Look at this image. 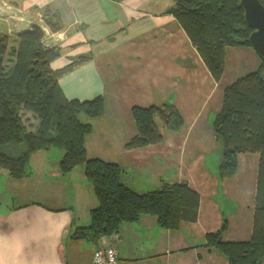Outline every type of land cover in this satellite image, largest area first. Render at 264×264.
Listing matches in <instances>:
<instances>
[{
	"label": "trees",
	"instance_id": "trees-1",
	"mask_svg": "<svg viewBox=\"0 0 264 264\" xmlns=\"http://www.w3.org/2000/svg\"><path fill=\"white\" fill-rule=\"evenodd\" d=\"M258 1L264 7V0ZM172 2L164 13L172 15L183 29L208 75L215 82L220 81L227 49H251L246 41L239 42L251 32L239 0ZM43 21L51 32L61 29L57 16H44ZM45 41V31L39 24L12 34L0 30V171L20 179L48 161V170L71 174L73 178L81 176V184L91 187L97 205L90 210L91 223L81 227L77 235H72L74 238L96 240L119 233L122 222H137L141 215L155 218L156 225L164 228L195 223L200 194L187 182L160 179L152 189L136 191L127 186L118 163L88 153L87 135H92L91 139L97 136L90 121L104 114V98L96 95L86 100L68 99L59 79L89 60V56L79 55L70 63L53 68L51 62L61 48H46ZM258 60L252 72L224 87L220 106L213 114L212 128L223 146L220 178L236 174L239 154L257 155L251 240H223L226 220L219 229L204 235L205 245L224 255L228 264L264 262V64ZM130 116L135 133L126 140L128 149L161 142L163 135L156 119L174 129L183 121L171 104H133ZM110 148L115 147L112 144ZM40 176L43 191L52 179L45 177L44 172Z\"/></svg>",
	"mask_w": 264,
	"mask_h": 264
},
{
	"label": "crops",
	"instance_id": "crops-1",
	"mask_svg": "<svg viewBox=\"0 0 264 264\" xmlns=\"http://www.w3.org/2000/svg\"><path fill=\"white\" fill-rule=\"evenodd\" d=\"M172 1L0 0V30L6 29L12 34L33 24L42 25L46 35L44 46L61 48L59 56L51 62L53 68L66 65L79 55L89 56V60L77 64L59 79L60 86L68 99L86 100L96 95L103 96L105 92V81L97 61L98 52L103 51L102 45L114 44L119 36L127 37L132 28L142 36L151 37L152 42L160 39L159 46L153 47L146 54L147 58L144 61L146 65L150 62H162L158 65V69L162 67L168 70L180 69L184 68L188 55L194 56L195 61L201 62L195 48L174 17L164 13V10L173 4ZM44 16H57L61 22V29L56 32L49 31L43 21ZM135 21H137L136 25H134ZM232 48L241 52L250 51L258 64L259 57L252 48L229 49ZM206 82L209 84V92L204 96H209L218 82L205 80ZM123 99L128 101L129 105L133 102L131 97ZM219 106V104L215 106L214 114ZM129 120H132L130 110ZM209 120L213 122V115ZM96 133L97 136L90 140L98 148L111 147L112 144L117 148L120 144L127 143L124 139L115 140L104 132L96 131ZM180 134L183 133L167 136L169 145H175ZM162 135L164 137L163 133ZM246 155L255 159L257 163V155ZM47 163L48 161L43 162L36 170L30 169L29 174L20 179H13L6 171H0V264H93L92 257L95 250L108 245L113 246V242L116 243L114 247L118 253L115 264H164L162 259L165 257L169 258L166 264L187 262L216 264L211 255L201 258L202 256L196 253L197 249L187 250L205 243L201 240L202 235L219 229L224 220L227 221V229L230 222L235 220L233 213L225 214L219 210L218 202H214L216 206L202 203L205 206L203 211L200 198L197 221L188 223L192 228L204 226L205 229L198 234L193 233V237L198 236V243H189L181 239L177 250L163 246L161 247L163 249L155 247L153 250L160 253H151L150 258H147L148 261H145L141 259L144 258L143 255L136 256L130 251L133 248L128 247L129 250L122 247L123 236L120 233L102 236L96 240L72 237L77 235L81 227L91 223L90 210L97 205L95 194L86 183L81 184V176L73 178L71 174L48 170ZM41 172H44L49 180L52 179V183L45 186L46 191H42L44 187ZM55 183L60 185L56 188ZM190 186L199 192L194 186ZM152 220L156 223L155 218ZM176 251L177 253L171 255ZM186 254L191 255L190 258L185 259L183 256ZM222 259L226 257L223 256Z\"/></svg>",
	"mask_w": 264,
	"mask_h": 264
},
{
	"label": "rangeland",
	"instance_id": "rangeland-1",
	"mask_svg": "<svg viewBox=\"0 0 264 264\" xmlns=\"http://www.w3.org/2000/svg\"><path fill=\"white\" fill-rule=\"evenodd\" d=\"M136 23L137 21L134 25ZM128 33L125 38L117 37L114 44L102 45L103 51L98 52L97 61L105 81L104 116L90 121L92 129L104 132L115 140L120 138L129 141L135 133L134 122L129 120V110L134 103L141 106L156 104L160 107L171 104L182 116V125L177 129L163 126L154 116L157 128L164 137L159 143L139 149H128L124 143L117 148H98L92 140H89L92 135H87L88 153L118 163L123 168V178L127 186L136 191H148L152 189L151 187H155L160 179L187 182L199 190L203 211H205L203 204L211 203L216 206L214 203L216 201L220 205V211L225 214L233 213L236 217L223 232L225 233L223 240L250 241L253 229L251 220L256 161L250 156L247 157V153L239 154L236 174L231 178H220L219 162L223 146L209 119L216 110L215 106L221 103L224 87L252 72L259 62L257 64L254 61L255 57L251 56L253 53L250 51L229 49L226 53L225 70L218 85L209 96H204L209 92V84L205 83V80L213 79L208 75L202 62L195 61L194 56L188 55L184 68L180 69L168 70L164 67L158 69V65L162 62H150L146 65L144 62L147 58L146 54L153 47L159 46L160 39L152 42L151 37L142 36L134 28ZM124 97H131L133 102L129 105ZM180 132L183 134L178 136L177 143L173 146L169 145L167 136ZM54 148L62 152L61 149ZM252 155L256 156V154ZM54 185L57 188L60 184ZM152 218L149 215H141L137 222H122L119 232L123 236L122 247L126 249L131 247L133 249L129 250L136 256L143 255L144 258H150L151 253H160L153 251L155 247L163 246L177 250L181 239L189 243H198L199 238L193 237V233L198 234L205 229L204 226L192 228L188 223H183L177 228L158 227ZM201 240L204 241L203 235ZM112 245L111 247L116 250L114 247L116 243L113 242ZM118 246L120 248V245ZM195 246L187 251L197 249L196 253H199L201 258L211 255L216 264H227V260L222 259L224 255L216 249H209L204 242ZM175 253L177 251L172 252L171 255ZM190 256L186 254L183 257L188 259ZM168 259L167 257L162 259L164 264Z\"/></svg>",
	"mask_w": 264,
	"mask_h": 264
},
{
	"label": "water",
	"instance_id": "water-1",
	"mask_svg": "<svg viewBox=\"0 0 264 264\" xmlns=\"http://www.w3.org/2000/svg\"><path fill=\"white\" fill-rule=\"evenodd\" d=\"M245 24L251 29L245 40L264 64V7L258 0H239Z\"/></svg>",
	"mask_w": 264,
	"mask_h": 264
},
{
	"label": "built area",
	"instance_id": "built-area-1",
	"mask_svg": "<svg viewBox=\"0 0 264 264\" xmlns=\"http://www.w3.org/2000/svg\"><path fill=\"white\" fill-rule=\"evenodd\" d=\"M117 252L113 247H101L93 253V264H114Z\"/></svg>",
	"mask_w": 264,
	"mask_h": 264
},
{
	"label": "clouds",
	"instance_id": "clouds-1",
	"mask_svg": "<svg viewBox=\"0 0 264 264\" xmlns=\"http://www.w3.org/2000/svg\"><path fill=\"white\" fill-rule=\"evenodd\" d=\"M106 247H111V246H106ZM117 255H118V253H117ZM116 260H117V257H116ZM116 262V261H115ZM115 264V263H114Z\"/></svg>",
	"mask_w": 264,
	"mask_h": 264
},
{
	"label": "flooded vegetation",
	"instance_id": "flooded-vegetation-1",
	"mask_svg": "<svg viewBox=\"0 0 264 264\" xmlns=\"http://www.w3.org/2000/svg\"><path fill=\"white\" fill-rule=\"evenodd\" d=\"M260 264H264V263L262 262V263H260Z\"/></svg>",
	"mask_w": 264,
	"mask_h": 264
}]
</instances>
